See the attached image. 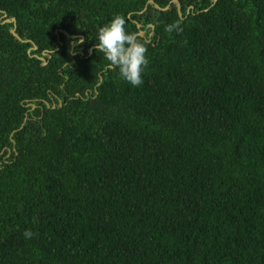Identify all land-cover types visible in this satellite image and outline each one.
I'll list each match as a JSON object with an SVG mask.
<instances>
[{
  "label": "trees",
  "instance_id": "16d2710c",
  "mask_svg": "<svg viewBox=\"0 0 264 264\" xmlns=\"http://www.w3.org/2000/svg\"><path fill=\"white\" fill-rule=\"evenodd\" d=\"M149 1L0 0V264H264V0Z\"/></svg>",
  "mask_w": 264,
  "mask_h": 264
},
{
  "label": "clouds",
  "instance_id": "9594fccd",
  "mask_svg": "<svg viewBox=\"0 0 264 264\" xmlns=\"http://www.w3.org/2000/svg\"><path fill=\"white\" fill-rule=\"evenodd\" d=\"M123 15L115 14L102 26H97L96 44L97 52L103 54L108 62L106 71L118 70L119 76L133 87L143 84L142 73L147 68L146 42L135 33L129 32ZM176 25H168L166 31L171 32ZM82 44L83 39L79 40ZM33 232L25 230V239H31Z\"/></svg>",
  "mask_w": 264,
  "mask_h": 264
},
{
  "label": "water",
  "instance_id": "95a60500",
  "mask_svg": "<svg viewBox=\"0 0 264 264\" xmlns=\"http://www.w3.org/2000/svg\"><path fill=\"white\" fill-rule=\"evenodd\" d=\"M175 2L178 3L177 0H175ZM149 3L155 4L154 1H152V0H150ZM155 6H156V8L161 9L158 5H155ZM168 7H169V6H168ZM168 7H166L165 9H167ZM161 10H162V9H161ZM12 33L15 34V30H12ZM141 34H142V33H139V35H141Z\"/></svg>",
  "mask_w": 264,
  "mask_h": 264
}]
</instances>
